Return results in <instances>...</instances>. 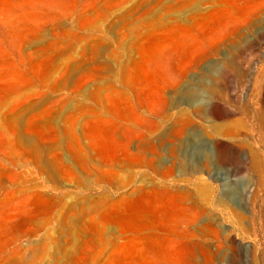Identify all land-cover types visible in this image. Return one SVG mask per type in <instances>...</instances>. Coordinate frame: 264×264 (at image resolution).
<instances>
[{"label":"rangeland","instance_id":"rangeland-1","mask_svg":"<svg viewBox=\"0 0 264 264\" xmlns=\"http://www.w3.org/2000/svg\"><path fill=\"white\" fill-rule=\"evenodd\" d=\"M263 5L0 0V264H264Z\"/></svg>","mask_w":264,"mask_h":264},{"label":"bare ground","instance_id":"bare-ground-1","mask_svg":"<svg viewBox=\"0 0 264 264\" xmlns=\"http://www.w3.org/2000/svg\"><path fill=\"white\" fill-rule=\"evenodd\" d=\"M250 33L258 34L260 36V38L264 41V5L260 9V11L257 12V14L254 16V18H252V21H250L246 25V27L243 28L242 32L239 34H241V37L245 38L246 35L250 34ZM244 38H242V39H244ZM192 96L193 97L190 98V100L196 101V99L198 97H196L195 95H192ZM262 98H264V92H263ZM263 104H264V102H263ZM195 105H196V108H195L194 112H195L196 116L202 120L206 119V117H207L206 116V113H207L206 112V106L202 105L200 102H198V100L196 101ZM247 105H244V106L246 107ZM210 112L212 115H215V116L218 115L214 111H210ZM184 115L188 116V114L186 112L184 113ZM260 121L261 120H258V122H260ZM187 126L188 125H184L181 128V133L186 132ZM225 127H226L225 124L214 123L212 125V133L214 134V137L217 139V147L219 149V154H216L214 157H212L214 162H218V163L221 162L222 163L225 161L224 160L225 159L224 154H225L226 149L228 147H230V145H235L236 147H238L240 149V153L242 152V154H243L244 149L247 147V143H246L245 138H244L242 123L240 120L230 121V127H228V128H225ZM245 134H246L245 136H247V133H245ZM195 137H197V136H195ZM197 140H199V139H197ZM186 145H187L186 148H188V144H186ZM186 148L184 147L180 153L181 162L179 163V167H178L179 170H182L183 172H185L187 170H191L193 173L200 174L203 171H207L210 169L212 164H209L210 162H208V161H210V160H207V159H205L204 163H202V162L198 163L197 162L196 164L194 163L195 165H193V164L190 165L189 162L185 158ZM210 159H211V157H210ZM261 169H262V160H261L260 154L257 150L253 149V147H250L248 150V154L243 155V164L239 170L248 171L255 177L259 174ZM199 180H201V179L197 178L195 180V183H193V185H197V182H198L199 184L197 185V187L206 186V188H209V189L211 187L212 192H214V193L217 192V186H214L213 184L211 185L210 183L199 181ZM163 182H166V181H163ZM258 192H259V190H258ZM221 201L225 202L224 199ZM231 215H232L235 223L242 225L244 217L242 216V214L240 212H238L236 209L232 208ZM234 238L232 240H230V246H232L233 250H235V247L237 246V245L235 246L236 240Z\"/></svg>","mask_w":264,"mask_h":264}]
</instances>
